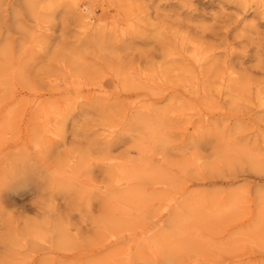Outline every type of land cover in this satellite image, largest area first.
Instances as JSON below:
<instances>
[{
	"label": "clouds",
	"instance_id": "1",
	"mask_svg": "<svg viewBox=\"0 0 264 264\" xmlns=\"http://www.w3.org/2000/svg\"><path fill=\"white\" fill-rule=\"evenodd\" d=\"M0 264H264V0H0Z\"/></svg>",
	"mask_w": 264,
	"mask_h": 264
}]
</instances>
